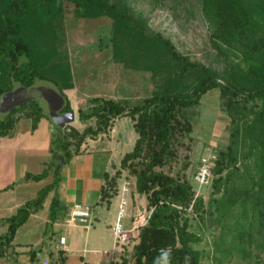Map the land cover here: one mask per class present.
<instances>
[{
  "label": "trees",
  "instance_id": "trees-1",
  "mask_svg": "<svg viewBox=\"0 0 264 264\" xmlns=\"http://www.w3.org/2000/svg\"><path fill=\"white\" fill-rule=\"evenodd\" d=\"M56 1L0 0V94L12 88L13 80L31 84L37 77L49 78L67 98L62 111H69L73 106L65 89L73 87L74 82L69 60L58 58L60 16L54 10ZM68 1L74 7L81 6L86 17H111L113 40L138 41L149 54L155 47V58L150 59H160L168 71L162 74L165 81L153 94L132 106L112 97L90 98L88 109L79 108V119L86 122L95 118V123H86L82 130L73 124L67 128L55 124L64 136L52 138V156L43 170L27 171L24 179H41L50 173L54 178L35 197L0 220V224L8 225L0 234V257L8 252L17 228L43 207L51 192L45 232H52L54 222L67 208L59 192L63 164L81 150L84 139L109 132L117 117L130 115L137 137L133 148L122 156L117 173H105L101 201L110 203L111 196L119 192L121 169L130 166L136 190L147 195L153 209L147 222L140 225L132 254L122 253L119 264H133V260L134 264H204L201 251L192 244L199 236L190 229L185 216L194 196L193 184L164 165L178 157V145L185 138L191 137L194 142L193 122L186 111L214 87L227 93L231 117L229 143L219 148L212 164L213 180L215 184L219 181L218 189L222 180L224 207L234 219L228 233L234 241L244 242L243 248L256 245L264 250V0H198L212 29V42L225 58L222 70L191 59L161 32H148L143 16L125 0ZM43 116L47 115L41 102L31 98L0 118V136L13 134L22 117L30 118L34 129ZM202 202L197 200L195 209ZM41 250L31 248L32 258ZM49 258V264H67L62 248L56 256L50 252ZM255 264H264V257H257Z\"/></svg>",
  "mask_w": 264,
  "mask_h": 264
},
{
  "label": "rangeland",
  "instance_id": "rangeland-1",
  "mask_svg": "<svg viewBox=\"0 0 264 264\" xmlns=\"http://www.w3.org/2000/svg\"><path fill=\"white\" fill-rule=\"evenodd\" d=\"M125 2L143 16L148 32H161L171 38L175 46L191 59L202 61L218 70L224 68L225 58L218 53V48L212 42V29L198 0H125ZM54 10L60 16L57 19L60 51L58 58L69 60L74 82V86L66 88L65 91L68 92L73 109L78 115L80 107L88 109L91 104L90 98L94 96L116 98L127 106H132L153 94L165 81L162 74L168 69L163 68L160 59H150L155 58L156 48L154 47L153 53L149 54L138 41L113 40V19L108 15L86 17L81 6L74 7L68 0H57ZM227 99L228 95L221 87H214L202 95L199 104L187 109L186 113L194 126L191 132V136L195 138L194 142L191 137L185 138L184 143L178 145V157L166 161L164 168L180 177H186L193 184L194 196L185 211V216L188 217L190 229L199 236L192 244L201 251L203 263L255 264L257 257L260 255L264 257V250L256 245L243 248L241 244L244 242L234 241L232 235L228 233L234 219L228 216L229 209L225 210L224 207L222 180L221 188L218 189L219 181L215 184L213 171L209 181L201 182L198 179L199 166L205 160L214 164L219 148L226 147L229 143L231 117L227 111ZM126 120H129V117ZM89 122L94 124L95 118L85 122L77 116L76 121L69 124L82 130ZM27 124L28 120H22L18 136L11 140L20 137L24 148L27 146L35 148L34 154L28 156L26 151L19 152L17 169L7 164V150L11 146L6 140H9V137H0V165L4 177L14 173L23 175V170L28 167L37 169L36 171L41 170L43 165H39L38 160L39 157L45 159L47 156L50 140L58 135L64 136L63 130L55 127L49 117H43L38 128L32 133L27 130ZM131 134L132 137L138 134L131 119L128 126L119 124L116 132L119 143L116 147L122 154L114 149L115 155L108 163V169L112 174L120 167L123 154L133 148L134 143L129 144L125 139V135ZM106 152L105 155L103 153L95 155L93 169L104 168L109 156V151ZM135 180L130 166L121 169L118 178L119 192L111 196L109 204L107 202L99 204L98 213L91 223L93 234L89 243H85L86 228L83 225L80 226L79 222L71 224L65 221L64 233L74 239L78 248L74 254L81 255L86 248L85 260L88 259L93 264H119L122 253L132 254L134 244L139 239L140 225L147 222L153 209L148 204L147 195L136 190ZM21 183L23 181L19 184ZM124 185L129 188L128 212L124 222L126 227H131L127 241L117 244L112 226L117 219L121 189ZM199 199L203 200L202 206L195 209L194 206ZM178 206L182 207L180 204ZM236 214L239 215L238 212ZM55 230L56 234L37 254L42 261L49 256L50 250L54 256L58 253L60 247L58 248L56 244H60L57 236L60 227H56ZM112 250H115L116 254L112 253ZM132 263L136 262L133 260Z\"/></svg>",
  "mask_w": 264,
  "mask_h": 264
},
{
  "label": "crops",
  "instance_id": "crops-1",
  "mask_svg": "<svg viewBox=\"0 0 264 264\" xmlns=\"http://www.w3.org/2000/svg\"><path fill=\"white\" fill-rule=\"evenodd\" d=\"M75 113H76V118H75V121H76L77 116L79 118V115L77 111H75ZM43 117H49V116H43ZM128 117H129V120L131 119V122H133V125H134V120L132 119V117L128 115L116 118L112 126V129H110L109 132L102 134L99 137H95V138L89 137L83 143L81 150L77 153H74L66 161V163L63 164L62 178H61V182L59 186V192L61 195V199L67 208H66V213L63 215H59L56 221L54 222V229L52 230V232L50 231L49 234H46L45 230H46L47 223L49 221V207H50V202H51L53 192H51L48 195L43 207L36 212H32L29 215L28 219L17 228L15 236L12 240V245L9 247L8 252L6 253V255L0 257V264H38L40 263L42 259H40L38 255L32 258L31 248L34 249V248L41 247V249L43 250L44 246L48 243L49 239H51L56 234V230H55L56 227H60V231L57 234L58 243L60 242V244H56V246L58 248L60 247L65 250V253L67 255V264H78L82 260H85V253L87 249L84 248L83 254L81 255L74 254L75 250L78 249L76 247V243L74 239L67 237L64 233L63 227L66 224L65 223L66 217L68 216L72 206L75 203L88 204L91 207L90 219L88 221L79 222L80 226L83 225L86 228L85 243H89L90 238L93 234V224L91 226V223H93V217L97 215L98 206L100 203L103 202L101 201V187H102L103 182L105 181V173L109 172L110 175H113L108 169V163L110 162L109 160H112V157L115 155L114 149L117 153L122 154L121 153L122 151L116 147V145L119 143L118 142L119 140L116 135L117 128L119 124L120 126L121 125L128 126L129 120H126L128 119ZM24 119L28 120L27 130L30 131V133L34 132L38 128L39 123H38V126L33 129L31 125V119L28 117H22L17 122L13 134L1 135V136L9 137V140H6L7 141L6 143H9L11 146L7 150L8 152L7 153V158H8L7 164L13 167H16V169L18 168V157L20 156L19 152L26 151V154L30 156V154H34L33 149H35V148L28 147V146L24 148L22 145L23 140L20 137L16 138L15 140H11L12 138L14 139L15 137L18 136L19 124ZM125 136H126L125 137L126 142L129 144L132 142L134 143L137 137V135H134L132 137V134L129 136L128 135H125ZM51 142L52 141L50 140V144H49L50 147L48 149L51 154L49 155V152H48L45 159L44 157L43 158L39 157V160H38L39 165L40 164L43 165L42 169L39 171H36L37 169H32L28 167L23 170V175H18L14 173V175H11L9 177L8 176L4 177L2 170H1V165H0V220L4 217H7L13 214L19 206L24 204L27 200L35 197L40 188H42L43 186H45L46 184L50 183L53 180L54 175L52 173H50L49 175L41 179H28V180L24 179L27 171L40 172L43 170L45 163L49 161L52 156ZM106 151H109L108 152L109 156L106 159V162H105L106 164L104 168H98V169L94 168L93 169V158L95 157V155L96 154L100 155L102 153L105 155L107 153ZM21 181H23V183L19 184ZM34 181L37 184L34 183ZM10 189L12 190L10 191ZM129 215H131V213ZM71 224H74V223H71ZM0 225H1L0 234L5 233L8 229L7 223L5 225L3 224H0ZM130 227L131 226H128V228ZM61 236L66 237V241L64 243L60 241ZM50 252L52 251L50 250ZM112 253L116 254V251L112 250ZM85 261H87L89 264H93L88 259H86Z\"/></svg>",
  "mask_w": 264,
  "mask_h": 264
},
{
  "label": "water",
  "instance_id": "water-1",
  "mask_svg": "<svg viewBox=\"0 0 264 264\" xmlns=\"http://www.w3.org/2000/svg\"><path fill=\"white\" fill-rule=\"evenodd\" d=\"M31 98L38 99L47 116L54 124L65 128L76 118L74 109L62 111L67 103L60 86L49 78L37 77L31 84L13 80L12 88L0 94V118H4L14 107L21 105ZM60 161L63 157L59 156Z\"/></svg>",
  "mask_w": 264,
  "mask_h": 264
},
{
  "label": "built area",
  "instance_id": "built-area-1",
  "mask_svg": "<svg viewBox=\"0 0 264 264\" xmlns=\"http://www.w3.org/2000/svg\"><path fill=\"white\" fill-rule=\"evenodd\" d=\"M212 176V164L208 160H205L198 169V179L201 182H207ZM129 188L127 185H124L121 189L120 202L118 207V215L115 224L113 225V231L116 238V243H125L129 238V230L130 228L126 227L124 222V217L128 212L127 203L128 197L127 195ZM91 217V207L88 204L83 203H75L68 216L66 217V221L69 223H76L82 221H88ZM60 241L64 243L66 241L65 236L60 237ZM50 258L47 256L43 261L38 264H49ZM78 264H89L87 261L82 260Z\"/></svg>",
  "mask_w": 264,
  "mask_h": 264
}]
</instances>
